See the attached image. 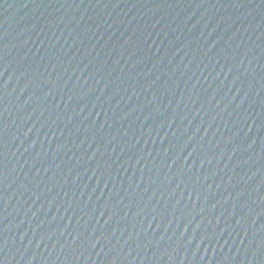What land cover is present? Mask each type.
Returning a JSON list of instances; mask_svg holds the SVG:
<instances>
[{"label": "water", "instance_id": "1", "mask_svg": "<svg viewBox=\"0 0 264 264\" xmlns=\"http://www.w3.org/2000/svg\"><path fill=\"white\" fill-rule=\"evenodd\" d=\"M0 264H264V0H0Z\"/></svg>", "mask_w": 264, "mask_h": 264}]
</instances>
